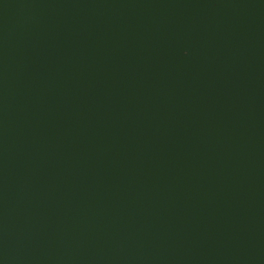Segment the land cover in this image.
Segmentation results:
<instances>
[{"label":"water","instance_id":"obj_1","mask_svg":"<svg viewBox=\"0 0 264 264\" xmlns=\"http://www.w3.org/2000/svg\"><path fill=\"white\" fill-rule=\"evenodd\" d=\"M0 264H264V0H0Z\"/></svg>","mask_w":264,"mask_h":264}]
</instances>
